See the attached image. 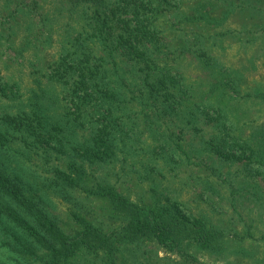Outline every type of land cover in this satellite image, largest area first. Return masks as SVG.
Here are the masks:
<instances>
[{
	"label": "trees",
	"instance_id": "trees-1",
	"mask_svg": "<svg viewBox=\"0 0 264 264\" xmlns=\"http://www.w3.org/2000/svg\"><path fill=\"white\" fill-rule=\"evenodd\" d=\"M190 1L198 3L192 10L197 16L185 12ZM214 2L57 0L59 39L52 71L47 72L48 66L38 73L32 70L35 87L29 90L26 109L18 117L7 113L0 117V246L18 255L17 264H23V257L33 264H64L83 253H94L106 264H171L158 256L160 249L184 263L200 264L193 254L196 247L211 256L225 249L226 237L220 230L181 210L176 199L159 197L155 186L150 191L158 197L146 204L135 201L127 188L111 183L108 175L96 174L106 168L121 175L118 169L126 171L129 155L140 152L146 157L148 177L161 172L162 163L173 169L174 156L169 152L182 154L185 165L210 169L211 176L217 173L211 161L239 159L234 149L247 153L250 148V155L264 164V141L257 142L263 137L240 140L229 134L225 123V132L204 144L208 153L206 162H201L204 159L185 149L166 121L171 108L183 105L179 99L187 86L170 54L192 51L207 69L217 66L200 45L203 33L196 32L193 42L174 47L167 32L185 33L184 26L197 21L212 27ZM41 21L43 29L49 25L51 35L54 20L42 14ZM16 88L14 84L5 94L15 97ZM140 123L145 136L134 133ZM12 144L39 157L54 184L50 176L43 183L37 175L25 180L23 169L10 170ZM196 157L198 163L192 160ZM52 185L62 200L78 209L76 190L101 200L99 213L91 220L73 212L79 230L69 235L47 208V189Z\"/></svg>",
	"mask_w": 264,
	"mask_h": 264
},
{
	"label": "rangeland",
	"instance_id": "rangeland-1",
	"mask_svg": "<svg viewBox=\"0 0 264 264\" xmlns=\"http://www.w3.org/2000/svg\"><path fill=\"white\" fill-rule=\"evenodd\" d=\"M214 3L216 8L210 14L214 19L212 27L197 21L186 24L185 33L167 32L174 47L188 40L193 42L196 32L203 33L200 45L207 48L217 63L214 70L207 69L192 51L180 56L170 54L169 57L187 86L181 96L183 101L179 99L183 105H172L174 109H170L171 115L166 121L174 136L182 139L184 148L204 159L201 162H206L208 153L204 144L225 132L222 128L225 123L231 136L248 140L251 135H256L263 137L257 142L264 141V0H218ZM197 4L186 3L185 12L197 16L199 13L192 11ZM56 6L57 0H0V117L4 113L18 117L26 109L29 90L35 87L32 70L38 73L48 66L47 72L52 71L53 58L58 52L55 42L59 39L58 22L54 17ZM42 14H48L54 20L51 35L47 30L49 25L43 29ZM162 25L168 24L162 22ZM49 35L51 39L46 41ZM14 84L17 85L16 96L6 95ZM171 100L176 101L177 97ZM183 108L185 110L181 112ZM134 133L148 134L141 123ZM11 148L13 164L10 170L14 167L23 169L25 180L37 175L43 183L50 176V183L54 184L55 179H51L52 174L47 173L39 157H30L22 145L15 144ZM249 150L243 153L234 149L232 153L239 159L211 161L216 166L215 176H211V170L204 166L181 163L182 154L178 152H169L174 156L172 170L168 162L162 160L166 163L160 165L161 172L150 171L151 177L147 176L149 168L144 164L146 157L142 152L129 155L125 172L117 168L121 175L106 168L96 174L108 175L111 183L127 188L125 190L135 201L146 204L157 196L150 191L155 186L159 197L176 199L181 210L220 230L226 237L225 249L211 256L210 252L196 247L193 254L200 264H264V164L250 155ZM192 160L198 163L200 159ZM47 193V208L58 226L69 235L79 230L73 212L93 220L102 206L101 200L89 198L79 190L73 194L81 204L80 209L62 200L54 185ZM17 256L0 246V264H17ZM158 256L171 264L197 263L193 260L184 263L183 259L163 249L158 251ZM27 259L23 257V264H33ZM64 264L106 263L94 253H83Z\"/></svg>",
	"mask_w": 264,
	"mask_h": 264
}]
</instances>
